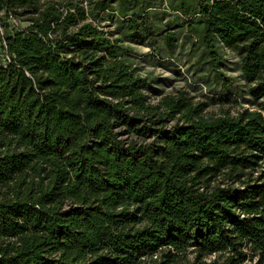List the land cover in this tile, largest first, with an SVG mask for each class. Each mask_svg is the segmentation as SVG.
Wrapping results in <instances>:
<instances>
[{
	"label": "trees",
	"instance_id": "1",
	"mask_svg": "<svg viewBox=\"0 0 264 264\" xmlns=\"http://www.w3.org/2000/svg\"><path fill=\"white\" fill-rule=\"evenodd\" d=\"M64 8L0 0V264H264V0H178L211 68L220 49L241 61L251 107L211 118L183 92L151 104Z\"/></svg>",
	"mask_w": 264,
	"mask_h": 264
},
{
	"label": "rangeland",
	"instance_id": "2",
	"mask_svg": "<svg viewBox=\"0 0 264 264\" xmlns=\"http://www.w3.org/2000/svg\"><path fill=\"white\" fill-rule=\"evenodd\" d=\"M49 1L61 12L68 3L83 6L87 22L116 42L114 54L145 79L148 85L145 95L151 104H157L165 95L183 92L192 103L204 104L206 118L235 116L243 107H251L243 102L247 84L241 74L239 56L231 50L220 49L218 68H211L198 40L202 22L197 12L189 15L178 12V0ZM44 3H40L41 7ZM193 3L197 10L196 2ZM121 7L126 8L123 14L119 11ZM30 12L29 8L17 10L13 25L18 29L27 28L36 17ZM196 256L202 262L214 258L198 252L189 253L186 258L192 262Z\"/></svg>",
	"mask_w": 264,
	"mask_h": 264
},
{
	"label": "built area",
	"instance_id": "3",
	"mask_svg": "<svg viewBox=\"0 0 264 264\" xmlns=\"http://www.w3.org/2000/svg\"><path fill=\"white\" fill-rule=\"evenodd\" d=\"M12 21L14 22V20H12ZM11 32H12V31H11ZM0 36H1V37L3 36V32H2L1 27H0ZM2 45L5 47V42H4V41H2ZM4 60H5V61H9V60H10V58H9V56H8L7 54L5 55Z\"/></svg>",
	"mask_w": 264,
	"mask_h": 264
}]
</instances>
